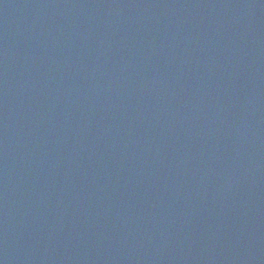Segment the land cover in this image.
Masks as SVG:
<instances>
[{"label": "water", "instance_id": "obj_1", "mask_svg": "<svg viewBox=\"0 0 264 264\" xmlns=\"http://www.w3.org/2000/svg\"><path fill=\"white\" fill-rule=\"evenodd\" d=\"M0 264H264V0H0Z\"/></svg>", "mask_w": 264, "mask_h": 264}]
</instances>
